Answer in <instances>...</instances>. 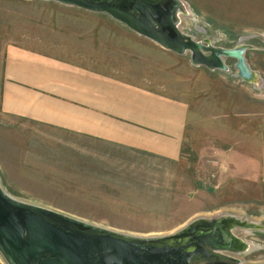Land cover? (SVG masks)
<instances>
[{
  "label": "rangeland",
  "instance_id": "obj_1",
  "mask_svg": "<svg viewBox=\"0 0 264 264\" xmlns=\"http://www.w3.org/2000/svg\"><path fill=\"white\" fill-rule=\"evenodd\" d=\"M183 1L191 10L180 14L181 29L214 45H248L243 57L257 72V81L240 74L235 56H224L227 68H209L193 62L189 51L165 48L107 12L84 15V9L57 0H0V41L97 54L125 73L136 71L134 76L147 85L181 95L189 105L183 154L172 163L138 151L81 148L79 139H47L51 144L42 139L38 146L34 132H24V122H0V182L17 198L138 235L170 233L197 216L232 214L257 224L234 229L251 244L237 257L264 262V185L243 174L218 178L205 171L230 149L250 151L261 129L264 0ZM92 22H102L104 32L92 29ZM17 132L19 148L46 151L19 155V180L15 150L7 148V143L17 145ZM36 157L43 160L33 162ZM86 165H101L102 170L81 169ZM88 173L92 180L85 177ZM0 264H9L1 250Z\"/></svg>",
  "mask_w": 264,
  "mask_h": 264
},
{
  "label": "crops",
  "instance_id": "obj_2",
  "mask_svg": "<svg viewBox=\"0 0 264 264\" xmlns=\"http://www.w3.org/2000/svg\"><path fill=\"white\" fill-rule=\"evenodd\" d=\"M68 5L84 9V15L104 12ZM92 23V29L96 27L97 31L104 32L102 22ZM73 50L76 53L69 54L53 45L37 47L1 39L0 122H24V132L33 131L34 144L38 146L42 139L50 143L47 139L71 138L79 139L81 148L138 151L165 163L180 160L189 120L188 102L179 94L143 83L142 77L134 76L136 71L125 73L121 67L101 61L97 54ZM16 135L17 145L7 143V148L15 150V172L19 180V155L39 156L46 151H28L30 147L24 148V145L19 148V132ZM254 139L250 151H226L225 158L221 156L206 166V174L218 178L243 174L263 186L264 117ZM243 154L248 159H243ZM32 159L33 162L43 160ZM81 169L91 172L102 170V166L86 165ZM178 170L177 167L175 172ZM91 175L88 173L85 177L91 179Z\"/></svg>",
  "mask_w": 264,
  "mask_h": 264
},
{
  "label": "water",
  "instance_id": "obj_3",
  "mask_svg": "<svg viewBox=\"0 0 264 264\" xmlns=\"http://www.w3.org/2000/svg\"><path fill=\"white\" fill-rule=\"evenodd\" d=\"M57 1L107 12L164 47L189 51L195 63L227 68L224 56L229 55L237 58L244 78L251 80L255 72L243 57L248 45H214L181 29L183 0ZM244 220L226 213L202 215L170 233L138 235L17 198L0 182V250L9 264H264L237 257L243 240L230 226Z\"/></svg>",
  "mask_w": 264,
  "mask_h": 264
},
{
  "label": "bare ground",
  "instance_id": "obj_4",
  "mask_svg": "<svg viewBox=\"0 0 264 264\" xmlns=\"http://www.w3.org/2000/svg\"><path fill=\"white\" fill-rule=\"evenodd\" d=\"M190 7V6H189ZM186 4H185V11L184 12H188L189 11V8ZM191 10V9H190ZM181 13H183V12H181ZM191 17V16H190ZM181 18V17H180ZM198 27H201V26H198ZM204 31V30H203ZM205 37V36H204ZM207 40H209V39H207ZM210 41V40H209ZM250 78H251V80H253V81H257L258 80V74H257V72H253L251 75H250ZM260 80V79H259ZM255 85V84H254ZM257 86V85H256ZM250 220V219H249ZM245 222H244V224H242V225H231L230 226V230L232 231V232H234V229H236V228H240V230L242 229V230H248L249 229V227H251V226H256L257 224L254 222V223H251L250 221H248V219H245L244 220ZM258 227V226H257ZM238 235V234H237ZM239 236V235H238ZM242 240H243V250H247V249H249L250 247H251V244L245 239V238H243L242 236H239Z\"/></svg>",
  "mask_w": 264,
  "mask_h": 264
}]
</instances>
